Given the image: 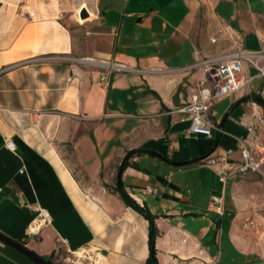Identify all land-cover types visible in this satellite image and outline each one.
Here are the masks:
<instances>
[{
  "label": "crops",
  "instance_id": "crops-1",
  "mask_svg": "<svg viewBox=\"0 0 264 264\" xmlns=\"http://www.w3.org/2000/svg\"><path fill=\"white\" fill-rule=\"evenodd\" d=\"M263 43L264 0H0V233L52 264H144L149 223L111 189L146 150L119 180L154 217L157 264L198 245L217 264H264V180L217 176L240 163L238 141L258 157L264 76L244 64L212 137L172 114L210 85L203 61ZM34 209L50 223L28 236ZM0 264L33 263L0 242Z\"/></svg>",
  "mask_w": 264,
  "mask_h": 264
},
{
  "label": "built area",
  "instance_id": "built-area-1",
  "mask_svg": "<svg viewBox=\"0 0 264 264\" xmlns=\"http://www.w3.org/2000/svg\"><path fill=\"white\" fill-rule=\"evenodd\" d=\"M29 17L30 13L27 14ZM206 66V73L209 75L210 85L202 87L197 95H192L188 102L175 109L173 113L181 114L188 122L187 133L197 137H212L213 131L218 132L208 117L215 101L222 97H232L244 92L250 81L249 76L244 71V64H249L258 76H264V43L259 52L237 51L223 61L205 60L202 62ZM104 78H101L103 81ZM256 124L262 130L263 141L255 144L258 157L254 160L250 156V148L238 141L240 163L234 170H222L217 175L219 183L225 184L227 180L235 176H246L250 174L258 175L264 180V113L253 115ZM8 150L13 149L12 142H5ZM200 163L203 166L212 167L216 161L208 157ZM222 199L211 197L210 209L217 215L222 214ZM36 215L29 224L27 235H37L44 225L50 223L48 212L41 209L33 210ZM185 243V242H184ZM196 255L189 258H179L178 264H217V257L207 256L206 252L198 245L194 247ZM80 255L84 254L80 251Z\"/></svg>",
  "mask_w": 264,
  "mask_h": 264
},
{
  "label": "trees",
  "instance_id": "trees-1",
  "mask_svg": "<svg viewBox=\"0 0 264 264\" xmlns=\"http://www.w3.org/2000/svg\"><path fill=\"white\" fill-rule=\"evenodd\" d=\"M259 104H263L259 103ZM145 151L143 150H133L130 151L129 153H127L124 158L122 159V161L120 162V166L117 169V173H121L126 167H127V162L130 159V157H132L135 154H140V153H145ZM150 154H152L151 152H149ZM204 159V158H203ZM203 159H199L196 162H200ZM193 162V161H192ZM189 164V163H188ZM176 165H181L179 163H176ZM183 165V164H182ZM113 194H118L120 200L122 201V203L124 204L125 207L129 208V209H133L135 212H137L139 215H141L147 223H149L148 226V253L149 256L146 259V261L144 262V264H157V260H156V253H155V249H154V245H155V240H156V234H157V230L155 227V223L154 222V217L152 215H150L148 213V211H146L144 208L140 207L132 198L129 197L128 194H126V192L124 191L123 187H122V183L120 180L116 181V186L114 188L111 189ZM46 259V258H43ZM49 263L52 264V262L50 261V259H46Z\"/></svg>",
  "mask_w": 264,
  "mask_h": 264
},
{
  "label": "water",
  "instance_id": "water-1",
  "mask_svg": "<svg viewBox=\"0 0 264 264\" xmlns=\"http://www.w3.org/2000/svg\"><path fill=\"white\" fill-rule=\"evenodd\" d=\"M80 17L84 18L82 13H81ZM256 101L260 102L258 99ZM119 176H120V173L117 174L118 180H119ZM0 242L4 243L9 248L15 250L16 252L21 254L23 257H26L33 264H51L46 259H43V258L35 255L30 250H27L26 247L24 245H22L21 243L16 242V241H12V240L8 239L7 237H5L4 235H2L1 233H0Z\"/></svg>",
  "mask_w": 264,
  "mask_h": 264
},
{
  "label": "rangeland",
  "instance_id": "rangeland-1",
  "mask_svg": "<svg viewBox=\"0 0 264 264\" xmlns=\"http://www.w3.org/2000/svg\"><path fill=\"white\" fill-rule=\"evenodd\" d=\"M211 232V231H210ZM208 236H210L211 238H212V232L211 233H209L208 234ZM154 249H155V247H154ZM78 256H80V257H82L83 255H80V254H78ZM74 261H77V258H72L71 260H67V261H63V260H61L58 264H72V262H74ZM167 263V261H166V259H165V264Z\"/></svg>",
  "mask_w": 264,
  "mask_h": 264
}]
</instances>
